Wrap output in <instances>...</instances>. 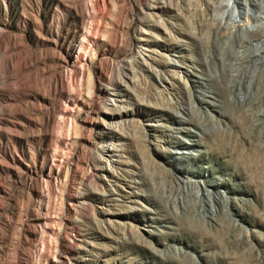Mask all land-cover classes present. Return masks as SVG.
Masks as SVG:
<instances>
[{
    "label": "rangeland",
    "instance_id": "374dc122",
    "mask_svg": "<svg viewBox=\"0 0 264 264\" xmlns=\"http://www.w3.org/2000/svg\"><path fill=\"white\" fill-rule=\"evenodd\" d=\"M211 5L0 0V264H264V10Z\"/></svg>",
    "mask_w": 264,
    "mask_h": 264
},
{
    "label": "bare ground",
    "instance_id": "6f19581e",
    "mask_svg": "<svg viewBox=\"0 0 264 264\" xmlns=\"http://www.w3.org/2000/svg\"><path fill=\"white\" fill-rule=\"evenodd\" d=\"M201 1L206 6L207 11H209L212 9L211 3L214 1H217V0H201ZM250 5H252L253 8H258L257 12L264 10V0H233V6L240 7L238 14L242 18L248 14H251L250 12H252V9H250ZM254 16H255L254 20L256 23L254 22L255 24L252 27L240 29V32L236 36V40H235V43L237 45V49H235V51H231L228 54L229 56L227 55L228 63H226V64H224V66H222V67H224L225 70L232 72V79L234 81L237 80L238 78L243 79V75L245 76L246 79L249 78V84L246 86L247 92L251 89V87H252L251 82H253V81H252V78L248 77L249 76V75H247L248 73L243 74L241 72V66L244 63L252 62V60H255L256 64H259L264 59V57H263V54H264V40H263L264 39V25H259L260 24L259 22H261V20L263 19V16H262V14H260V15L256 14ZM227 19L232 20V17L228 15ZM244 31H246L248 33L249 37H245L243 35ZM256 41H258V43L254 44ZM252 45H255L254 50L252 49ZM223 72L225 73V71H223ZM205 96H209V95L205 94ZM203 102H208V101L203 100ZM190 193H189V195H190ZM196 201H197V199H196ZM184 209H187V208H184ZM190 209H193V208L190 207Z\"/></svg>",
    "mask_w": 264,
    "mask_h": 264
},
{
    "label": "clouds",
    "instance_id": "9594fccd",
    "mask_svg": "<svg viewBox=\"0 0 264 264\" xmlns=\"http://www.w3.org/2000/svg\"><path fill=\"white\" fill-rule=\"evenodd\" d=\"M225 2H226L227 4H229V5L232 4V0H225Z\"/></svg>",
    "mask_w": 264,
    "mask_h": 264
}]
</instances>
